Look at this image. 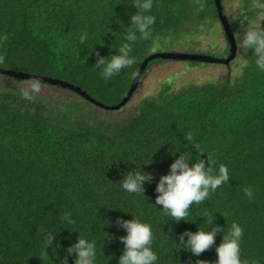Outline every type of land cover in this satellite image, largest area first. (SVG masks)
I'll return each instance as SVG.
<instances>
[{
  "label": "trees",
  "instance_id": "trees-1",
  "mask_svg": "<svg viewBox=\"0 0 264 264\" xmlns=\"http://www.w3.org/2000/svg\"><path fill=\"white\" fill-rule=\"evenodd\" d=\"M132 3L134 0H0V69L67 82L103 105L55 86L70 92L75 100L63 107L50 106L0 84V264H58L67 255V246L75 242L77 233L69 232L73 230L96 242L97 264H107L109 256V264H117L123 251L118 237L126 233L116 220L131 219L130 213L152 225L159 264L215 261L221 233L199 257L179 252L173 240L179 242L178 234L185 230L206 227L203 217L214 213V224L225 226L224 234L233 223L243 228L242 259L264 264V72L251 56L236 75L181 90H175L168 79L125 116L120 113L130 108L136 91L119 109H107L124 100L143 62L154 50L164 52L166 39L213 22L221 24L215 0H153L150 14L156 22L152 39H138L131 53L135 63L105 80L94 64L98 56L115 54L114 47L123 42L130 16L137 11ZM262 3L264 0H243L242 15L236 21L229 19L234 35L241 22L252 21L263 10ZM85 32L86 43H79ZM221 34L226 48L206 55H230L223 27ZM165 61L173 60H151L140 83L149 70ZM186 62L190 67L210 64ZM106 112L119 115L110 118ZM188 135L216 161L217 168L227 165L230 179L204 203L193 206L188 219L194 222L174 223L150 203L155 204L156 183L175 158L169 151L186 144L182 151L191 150L194 159L196 150L185 140ZM206 153L200 154L205 161ZM148 162L142 166L153 174V180L145 183L147 199L123 191L119 181L124 173L135 164ZM245 188L252 190L251 198L245 195ZM65 214L76 221L68 229L61 222ZM106 220L109 225L102 229L104 233L101 228ZM52 233H56L53 246L60 247L56 256L55 248H49L48 257L44 249ZM106 233L109 238L103 245ZM72 259L68 257L69 264Z\"/></svg>",
  "mask_w": 264,
  "mask_h": 264
},
{
  "label": "clouds",
  "instance_id": "clouds-1",
  "mask_svg": "<svg viewBox=\"0 0 264 264\" xmlns=\"http://www.w3.org/2000/svg\"><path fill=\"white\" fill-rule=\"evenodd\" d=\"M131 5L137 11L130 16L129 27L123 36V42L119 47H114L117 50L115 54L107 57L98 56L94 64L100 69V75L105 80L111 79L135 63V58L131 53L133 50L132 46L138 39L145 41L152 39V26L156 22L155 16L150 14L153 0H134ZM87 39L88 34L85 32L79 37V43L85 44ZM234 39L238 48V59L241 68L246 67L249 57L254 56L257 69L264 72V26H262L261 21L241 22ZM185 140L196 150L194 159L191 150L182 151L183 148H187L186 144L175 151H169V154L175 158L169 165L167 174L161 175L156 183L155 192L157 195L155 196V204L150 203L154 208L171 217L170 221L174 223L181 221L194 222L188 219L193 206L204 203L212 193L228 183L230 179L227 165L219 164L217 168L216 161L211 159L204 150L200 149L199 145L194 142L192 135H188ZM201 153L207 154V161L201 159ZM150 162L135 164L134 169L125 172L123 178L119 181L121 189L127 193L146 198L144 195L145 183H150L153 180V174L143 171L142 166ZM244 192L249 198L253 196L250 188H245ZM157 205L162 207L157 208ZM106 208L114 209L111 207ZM123 212L130 213L127 211ZM130 214L132 216L131 219L118 217L116 220L118 227L122 228L126 233L118 237L123 244V251L117 259V264H159L160 257L153 249L154 233L152 225L143 222L132 213ZM214 214L210 217H203V220H206V227L199 225L195 232L185 230L178 234L179 242L172 237L175 249H178L179 252L184 250L191 253L193 257H199L213 246L217 233H221L222 240L215 247L216 260L209 262L197 259L195 264H249V261L243 260L241 257L243 228L238 223H233L227 234H224L225 226L221 227L218 224H214ZM61 222L65 225L63 228L66 229L76 224L70 214H65L61 218ZM108 225L109 221L101 228V231ZM69 232H76L77 237L75 242L67 246V255L58 259V264H69L68 257L73 258L72 264H97L98 249L96 242L81 237L75 230ZM56 233L47 236L44 255L48 257L47 250L49 248H55L53 256H56V249L60 247V244L56 247L57 243L53 246ZM108 238L106 233L103 245ZM102 246L99 249V254L101 255ZM107 258V264H109L112 257L109 256Z\"/></svg>",
  "mask_w": 264,
  "mask_h": 264
},
{
  "label": "rangeland",
  "instance_id": "rangeland-1",
  "mask_svg": "<svg viewBox=\"0 0 264 264\" xmlns=\"http://www.w3.org/2000/svg\"><path fill=\"white\" fill-rule=\"evenodd\" d=\"M224 5L227 11V16L232 20H238L242 15L243 0H224ZM263 10L252 20L261 21L264 26V3H262ZM247 21L246 19L243 21ZM247 21V22H252ZM222 27L218 22L210 23L202 29L196 31L192 30L189 33L183 34L178 38H168L165 40L162 50L164 52H179V53H217L222 52L226 48V39L221 34ZM153 53H157L154 50ZM242 70L240 61L238 59V48L236 57L229 65L210 63L200 65L197 67H190L189 63L184 60H173L161 62L149 70L148 74L143 78L139 84L134 96L131 99L129 109L120 113L125 116L133 112L136 104L145 96L153 94L157 91L158 86L170 79L175 90H181L188 86L202 84L211 80H217L225 77V75H236ZM0 84L7 90H13L18 93H27L42 100L47 105L63 107L74 103L73 95L62 88L45 85L43 83L32 82L29 80L16 81L5 78L0 75ZM104 115L110 118L118 117L119 114Z\"/></svg>",
  "mask_w": 264,
  "mask_h": 264
},
{
  "label": "water",
  "instance_id": "water-1",
  "mask_svg": "<svg viewBox=\"0 0 264 264\" xmlns=\"http://www.w3.org/2000/svg\"><path fill=\"white\" fill-rule=\"evenodd\" d=\"M215 3H216L217 10H218V15H219L221 25L225 31L226 37H227L229 44H230V55L227 58H217V57H214L211 55L195 54V53H179V52H158V53H154V54L150 55L143 62L142 66H141L138 74L136 75V77L132 83V86H131L128 94L124 98V100L117 106L106 107V108L110 109V110L119 109L121 106L125 105L128 102V100L131 98L133 93L138 88V86L140 84V78H141L143 72L145 71L148 63L153 59L163 58V59H167V60H184V61L189 60V61H199V62H203V63H218V64L229 65L230 62L236 57L237 44H236V41L234 39V33L231 31L229 18H228V16H226L223 13L222 1L221 0H215ZM0 74L8 75L11 77H20V78H23L25 80L36 79V80L42 81L44 83L45 82L49 83L53 86H60L62 88H68L70 90L75 91L76 93H78L80 96L86 98L87 100H89L93 103H96L100 106H103V105L99 104L97 101H95L93 98L88 96L79 87H76L72 84H69L67 82H64V81H61L58 79H53L50 77H44V76H39V75H32V74H28V73H21V72H16V71H12V70H4V69H0Z\"/></svg>",
  "mask_w": 264,
  "mask_h": 264
}]
</instances>
